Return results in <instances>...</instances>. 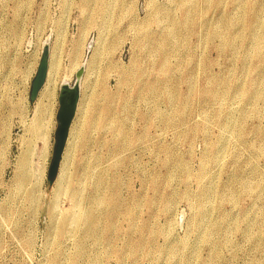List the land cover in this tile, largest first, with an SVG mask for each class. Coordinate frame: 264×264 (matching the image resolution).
Here are the masks:
<instances>
[{"label":"rangeland","instance_id":"374dc122","mask_svg":"<svg viewBox=\"0 0 264 264\" xmlns=\"http://www.w3.org/2000/svg\"><path fill=\"white\" fill-rule=\"evenodd\" d=\"M0 264H264V0H0Z\"/></svg>","mask_w":264,"mask_h":264},{"label":"water","instance_id":"95a60500","mask_svg":"<svg viewBox=\"0 0 264 264\" xmlns=\"http://www.w3.org/2000/svg\"><path fill=\"white\" fill-rule=\"evenodd\" d=\"M50 66V53L47 49H44L42 59L38 68L36 77L32 83L31 99L36 100L40 95L42 88L44 87ZM85 68L81 67L76 72V80L73 85L64 83L60 88L59 102L60 109L58 114V130L56 137V147L54 153V159L49 170V178L54 180L60 171L62 159L68 143L70 130L74 118L76 117L78 105L81 96V79L84 75Z\"/></svg>","mask_w":264,"mask_h":264},{"label":"bare ground","instance_id":"6f19581e","mask_svg":"<svg viewBox=\"0 0 264 264\" xmlns=\"http://www.w3.org/2000/svg\"><path fill=\"white\" fill-rule=\"evenodd\" d=\"M55 68H56L55 71H52V68H50V66H49V74H48L47 81H46V83H45L44 87L42 88L40 95H39L42 100L46 101L45 106L47 109H49L50 106L53 104V102L56 98L57 91H58L57 81H58V68H59V66H57V64H55ZM70 76H71V74H65V76H63V84L69 82ZM78 107H79V105H78ZM47 109H46V111H47ZM72 125H73V123H72ZM71 128H72V126H71ZM71 131H72V129L70 130V132ZM60 171H59V173H60Z\"/></svg>","mask_w":264,"mask_h":264}]
</instances>
